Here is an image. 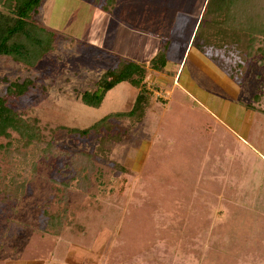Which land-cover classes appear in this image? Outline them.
I'll return each instance as SVG.
<instances>
[{
  "label": "rangeland",
  "instance_id": "374dc122",
  "mask_svg": "<svg viewBox=\"0 0 264 264\" xmlns=\"http://www.w3.org/2000/svg\"><path fill=\"white\" fill-rule=\"evenodd\" d=\"M206 1L116 0L105 11L93 0H45L34 20L55 34L53 50L34 67L0 57V97L11 80H31L8 104L56 146L47 157L28 151L36 172H23L19 158L11 162L0 151L8 180L14 172L27 179L19 197L0 179V264H264V62L249 61L234 78L237 56L200 51L227 75L205 78L211 93L231 105L217 84L229 78L231 92L256 108L237 107L230 128L195 102L193 88L189 95L161 81L176 68L161 74L151 67L162 51L180 66ZM123 57L146 67L151 106L141 122L117 119L121 139L96 154L97 135L70 130L132 109L139 89L129 81L98 108L81 100ZM80 151L96 154L92 185H72L65 200L62 183L75 174Z\"/></svg>",
  "mask_w": 264,
  "mask_h": 264
},
{
  "label": "trees",
  "instance_id": "16d2710c",
  "mask_svg": "<svg viewBox=\"0 0 264 264\" xmlns=\"http://www.w3.org/2000/svg\"><path fill=\"white\" fill-rule=\"evenodd\" d=\"M45 0H0V57L7 56L15 61L34 67L54 48L55 34L45 26L38 24L34 19ZM116 0H93L94 4L108 11V6ZM195 39L198 40V49L223 50L227 55L237 56L234 65V78L240 75L241 69L249 61L264 62V0H208L202 14L200 24L196 30ZM167 64L165 51L158 54L151 62L155 70H163ZM146 67L129 58H121L114 67L103 73L95 82L94 90L85 91L81 100L84 104L98 108L102 105L106 94L117 84L129 81L136 83L139 89L131 110L112 112L86 129H72L73 135L89 138L97 135L100 146L96 154H105L110 151L115 142L121 139L116 120L129 118L134 122H141L150 109L149 103L152 92L144 83ZM34 84L31 80L22 82L11 80L5 96L0 97V139H7L5 144L0 143V151L13 162L19 158L24 164L23 172L30 168L37 169L36 162H29V152H37L40 156L55 155L54 143L46 142L41 138L40 128L30 120L25 119L19 112L8 104L10 97L24 96ZM257 98V97H256ZM250 110H256L252 104H247ZM264 112V110H261ZM19 135L14 140L12 133ZM32 152V153H33ZM96 154L80 151L74 156L75 174L68 181L62 183L65 200L67 190L72 185L82 191H87L92 185L91 177L96 171ZM128 173L129 169L119 166ZM8 178L0 169V179L4 190H12V196L23 195L26 191V176L14 172ZM9 181V182H8ZM127 183V179H125ZM125 185L120 187L123 193Z\"/></svg>",
  "mask_w": 264,
  "mask_h": 264
},
{
  "label": "crops",
  "instance_id": "0c3cea01",
  "mask_svg": "<svg viewBox=\"0 0 264 264\" xmlns=\"http://www.w3.org/2000/svg\"><path fill=\"white\" fill-rule=\"evenodd\" d=\"M207 1H206V4H207ZM201 18H202V14H201L200 18L198 19V21L194 27V30H193L192 35L190 37V40H188L186 42L187 44H186V47L184 49L185 50L184 54L182 55L181 58H178L180 60V66L173 65L174 60L169 61L172 58V56H171L172 53H169V55L167 56L166 66L163 68V70H156V72H161V74H162L164 71L170 72L173 68H176V72L173 71L174 72L173 78L170 79L167 76L163 75L161 81L162 82H166V81L172 82L174 87L179 86L181 90L188 92L189 95L191 94V92H189L190 89L193 88L195 94H193V95L191 94V96L194 98L195 102H198L197 103L198 105L203 106V108L206 111L208 110L209 112H211L212 115L216 117L217 122L225 125L227 128H230V126L228 124V122L231 121L230 119L233 118L234 120H237V118L235 119L236 115L234 114V112L236 111L235 109L237 107H239V108L241 107V108L245 109L246 112H255V111L247 108L246 103L242 100H239L238 96L236 94H234L233 92H231L234 90L232 87V82L229 80V78H227L228 80H226V81L224 79V83L223 82L217 83L216 81L214 83H217L218 86L224 90V91H222V93L230 94L231 97L227 98V99L231 105H227L226 102H223V99L215 97L211 93V91L214 88L213 84L211 85V83H208L206 80L213 78V76H214L213 74L217 75L214 77L215 79H217V77L219 79L224 78V77L226 78L227 75L223 74V71L218 69L216 67V65L213 64L209 59L207 60V58L202 56L203 54H206V53L202 54V52H200V50H198L194 46V36H195L196 30L200 24ZM171 43H170V45H171ZM167 45H169V44H167ZM193 46L197 50H194ZM168 49L170 50V48H168V46H167V50ZM191 54H193L194 56L191 57ZM190 58H191V60H190L191 63L187 67V62ZM153 70H155V69H153ZM205 78H207V79H205ZM194 79H197V81H198V83H200V85H201V83L205 84L206 88H200V87L195 88L194 83H193ZM214 86H215V84H214ZM226 106H228L229 111L226 110V112H225V111L221 110L223 107L226 108Z\"/></svg>",
  "mask_w": 264,
  "mask_h": 264
}]
</instances>
